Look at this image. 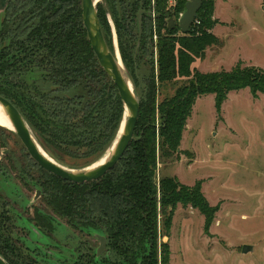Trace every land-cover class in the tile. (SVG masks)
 <instances>
[{
	"label": "trees",
	"instance_id": "obj_1",
	"mask_svg": "<svg viewBox=\"0 0 264 264\" xmlns=\"http://www.w3.org/2000/svg\"><path fill=\"white\" fill-rule=\"evenodd\" d=\"M187 1L102 0L98 14L106 41L115 53L111 17L123 63L137 88L136 69L150 65L145 89L139 91L134 138L119 163L90 183L65 181L37 164L51 211L80 232L107 239L105 254H88V264L97 258L102 264H171L169 243L160 242L159 214L163 235L169 236L178 204L198 209L208 230L218 207L210 206L200 182L189 187L177 177L164 176L158 185L159 159L177 152L200 96L215 95L220 113L231 91L248 88L255 98L264 94V68L238 63L230 70L192 69L208 48H222L223 42L213 32L219 23L214 18L216 0H203L190 33L169 28L168 19L178 20ZM168 86L173 93L159 101V89ZM0 95L19 108L55 159L63 160L52 154L57 147L86 155L106 153L123 105L88 38L82 0H9L0 13ZM5 206L0 198V254L10 264H40L39 256L48 263L47 248L37 251V257L21 251L10 233L14 224ZM33 221V233L45 238L51 219L37 209Z\"/></svg>",
	"mask_w": 264,
	"mask_h": 264
},
{
	"label": "rangeland",
	"instance_id": "obj_2",
	"mask_svg": "<svg viewBox=\"0 0 264 264\" xmlns=\"http://www.w3.org/2000/svg\"><path fill=\"white\" fill-rule=\"evenodd\" d=\"M216 4L221 21L214 34L223 46L208 48L205 58L194 61L192 69L204 73L230 70L238 63L264 68V0H217ZM109 21L120 59L116 27L111 17ZM154 56L157 58V52ZM135 74L138 91H144L150 65L142 64ZM173 91L172 86L160 88L158 100ZM2 127L0 198L14 224L10 233L21 251L37 257V251L49 249V262L38 255L40 264H88L87 255L97 253L100 240L53 213L43 194L35 198L41 189L40 167L20 138ZM54 152L63 159L59 162L75 168L89 166L105 154L86 155L60 147ZM164 176L177 177L189 187L200 182L210 206L218 207L206 230L205 216L198 209L178 204L169 236L163 235L159 214L160 242L169 243L171 264H264V94L255 98L248 88L231 91L220 113L215 95L200 96L177 152L159 159L158 185ZM37 209L51 219V230L43 239L33 233ZM246 245L252 249L244 252ZM95 264L102 263L97 258Z\"/></svg>",
	"mask_w": 264,
	"mask_h": 264
},
{
	"label": "water",
	"instance_id": "obj_3",
	"mask_svg": "<svg viewBox=\"0 0 264 264\" xmlns=\"http://www.w3.org/2000/svg\"><path fill=\"white\" fill-rule=\"evenodd\" d=\"M101 2L102 0H82L83 21L100 65L118 89L123 105V116L111 146L99 160L81 168L67 166L59 162L43 147L19 108L8 98L0 95V107L12 126V130H10L20 138L35 162L49 173L65 181L79 184L101 179L119 163L134 138L142 101L140 93L128 73L121 56L119 59L117 45L115 53H113L106 41L98 14ZM202 4L203 0H188L179 20H175L173 17L168 19L169 28L179 27L182 33H190L192 25L199 17V10ZM139 26L141 39L143 26L142 13L139 16ZM40 193L41 191L37 192L36 198ZM96 236L100 240L97 255H101L107 247V239L103 235L96 234ZM250 249L252 247L248 245L243 247L244 252ZM0 264L10 263L0 254Z\"/></svg>",
	"mask_w": 264,
	"mask_h": 264
},
{
	"label": "crops",
	"instance_id": "obj_4",
	"mask_svg": "<svg viewBox=\"0 0 264 264\" xmlns=\"http://www.w3.org/2000/svg\"><path fill=\"white\" fill-rule=\"evenodd\" d=\"M170 2H174L175 0H169ZM9 0H0V13H3L7 4H8ZM217 0L215 2V11H214V18L217 19L219 22L221 21L218 17H217ZM220 23H217L215 25V27L213 28V32L215 33V30L217 28V26L219 25Z\"/></svg>",
	"mask_w": 264,
	"mask_h": 264
},
{
	"label": "bare ground",
	"instance_id": "obj_5",
	"mask_svg": "<svg viewBox=\"0 0 264 264\" xmlns=\"http://www.w3.org/2000/svg\"><path fill=\"white\" fill-rule=\"evenodd\" d=\"M0 125L12 130V126H11L7 116L5 115L3 110L1 109V107H0Z\"/></svg>",
	"mask_w": 264,
	"mask_h": 264
},
{
	"label": "flooded vegetation",
	"instance_id": "obj_6",
	"mask_svg": "<svg viewBox=\"0 0 264 264\" xmlns=\"http://www.w3.org/2000/svg\"><path fill=\"white\" fill-rule=\"evenodd\" d=\"M6 153H7V152H6ZM38 191H41V193H40V195L36 198V196H37V192H38ZM37 192H36V196H35L36 199H38L39 197H41V195L43 194V191H42L41 189L37 190ZM106 248H107V247H106ZM105 250H106V249H105ZM104 252H105V251H104ZM104 252H103V253H104ZM103 253H102V254H103Z\"/></svg>",
	"mask_w": 264,
	"mask_h": 264
},
{
	"label": "built area",
	"instance_id": "obj_7",
	"mask_svg": "<svg viewBox=\"0 0 264 264\" xmlns=\"http://www.w3.org/2000/svg\"><path fill=\"white\" fill-rule=\"evenodd\" d=\"M182 14V13H181ZM181 16V15H180Z\"/></svg>",
	"mask_w": 264,
	"mask_h": 264
}]
</instances>
